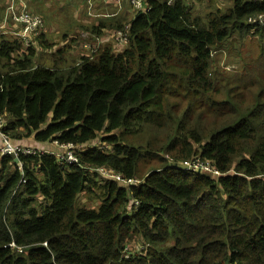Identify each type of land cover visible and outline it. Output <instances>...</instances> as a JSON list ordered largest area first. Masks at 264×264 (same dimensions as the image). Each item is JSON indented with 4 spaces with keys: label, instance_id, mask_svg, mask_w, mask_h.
<instances>
[{
    "label": "trees",
    "instance_id": "obj_1",
    "mask_svg": "<svg viewBox=\"0 0 264 264\" xmlns=\"http://www.w3.org/2000/svg\"><path fill=\"white\" fill-rule=\"evenodd\" d=\"M219 2L146 0L130 21L87 29L94 41L128 26L127 45L116 39L73 63L42 32L28 47L0 34L3 132L15 146H41L0 161V264H264V120H229L217 96L234 73L211 70L234 36L253 31L262 43L252 65L264 67V27L249 24L264 0H230L224 11ZM263 87L251 104L259 112ZM69 145L78 164L62 165ZM197 159L216 175L180 169ZM146 160L162 167L139 180ZM97 191V210L78 204ZM133 236L144 251L126 256Z\"/></svg>",
    "mask_w": 264,
    "mask_h": 264
},
{
    "label": "rangeland",
    "instance_id": "obj_2",
    "mask_svg": "<svg viewBox=\"0 0 264 264\" xmlns=\"http://www.w3.org/2000/svg\"><path fill=\"white\" fill-rule=\"evenodd\" d=\"M33 2L34 0H26V4L29 6V9L31 11L34 8ZM85 3L86 6L89 7L87 16L85 14V10L83 11L81 8V6H83L82 0H62L60 2H56L54 0H42L43 13L47 11L57 10L63 12L69 11L71 13L70 17L62 16L64 23L66 22V17L71 19L66 23L67 25L65 24V26H67L68 28V31H70L65 35H63V33H65L64 29L66 28L56 29L53 33L47 35L51 30L49 25L50 22L57 25L58 22L55 21L56 16H52L50 18L44 14L41 15L45 28L49 30L47 31V33H44V31H42V35H44L46 41L53 46V49L55 51L65 49L64 57L71 63L78 62L81 56L87 57L92 55L90 52H87V50L84 49L85 45L99 47V49L104 47L100 45L98 46L96 40L91 42V40L89 39L90 32L87 30L88 28L97 26L100 20L103 19L101 18L103 14L101 13V10H99L98 12L93 8L95 0H85ZM217 4L220 8H223V11L229 9V6L231 5L230 0H220V2ZM198 8H201L199 13L206 12L204 4H201ZM129 9L130 8H124L121 18L122 20H131L130 18H132V16L130 14L132 11ZM125 13L128 14L125 15ZM72 20H74L75 25V28L73 29L72 26H70L73 24ZM71 31L75 33L71 39V43L65 44V39H68L70 37L69 35L72 33ZM104 36L106 37L108 36V34L105 33ZM234 37L237 38H235L234 41L229 44V47L227 49H223L220 52H217V54H215L213 57L211 70L214 73L223 75L224 77H226L228 73H234L229 78L232 84L226 83V86L221 89V94H219L217 98L218 100L225 102L223 111L227 115L229 120L236 118L241 119L242 117L250 116L251 113L257 112L260 116V118L258 119V123H261V121L264 120V111H255L254 109L256 108V105L251 104L255 101L258 90L264 86V82L258 81V79H264V67L257 68L258 65H256V67L252 65L259 57L260 45L262 41L260 40L259 35H254V31L251 35H246V37L238 35ZM111 47L116 49L115 45H112ZM81 48H83V51L81 50ZM120 49L121 48H119V50ZM37 51L41 52L40 48H38ZM48 52L49 51L44 52L43 54L46 55V53ZM251 65L253 67V71L249 72L248 70L250 69ZM245 72L250 74L248 75L249 78H246V80L240 81L238 83H233L235 80V76L238 75L239 77H243L247 75L245 74ZM260 101L261 103H264V99H260ZM200 105L201 112H205L207 115H211L212 109L210 108V105L206 103ZM178 108L181 109V106ZM148 140L149 139H147L143 144H146ZM27 141L28 142L25 145L34 146V148L30 147L31 149L39 150L38 147H41L38 143H35L32 140ZM161 157L167 159L168 161H172V157L168 153H163ZM236 164H238V160L235 161V165ZM161 167L162 162L158 160H146L145 162L140 163L139 173L141 174V177H139L138 179L142 180L150 171L160 169ZM98 195H101L98 191L93 195H91L90 193H85L80 197L78 204L82 207L97 210L101 205ZM173 244V242H170L166 248L172 247ZM126 245V256L134 253H143L144 243L140 241L137 236H133V238Z\"/></svg>",
    "mask_w": 264,
    "mask_h": 264
},
{
    "label": "built area",
    "instance_id": "obj_3",
    "mask_svg": "<svg viewBox=\"0 0 264 264\" xmlns=\"http://www.w3.org/2000/svg\"><path fill=\"white\" fill-rule=\"evenodd\" d=\"M120 1V0H118ZM263 1V0H261ZM130 6L135 12H143L148 11L149 8L147 6L146 0H128ZM22 4H20V8H16V4L12 3L8 9L9 17L17 23V25H21L23 27L22 35L18 36L23 39L24 45L28 47L31 44V37H37L40 35L42 29L44 28V22L40 17L31 15L26 8L24 7L22 10ZM97 18V17H96ZM249 24L256 26V27H264V15L259 16L254 19L249 20ZM129 27H125V31H119L116 33L115 37L117 42L120 46H125L128 44L129 36H128ZM100 40V39H99ZM97 39L98 46L102 45L101 40ZM84 49L91 54H95L99 47H92L89 45H85ZM7 116L0 113V161L4 157H14L17 161L21 156H33L36 155L37 150L31 148H25L22 146H15L9 140V138L4 134L3 130L6 126ZM93 148H98L96 146H92ZM67 150L66 153L60 154L59 159L62 165H71V164H78V158L76 157L75 153L73 152V146L69 145L63 147ZM40 154V152H38ZM42 154H54L51 150L43 151ZM202 162L200 159L195 160V162H187L180 164V169L185 171L191 172H199L202 173L210 172L213 176L216 175V170L210 165ZM22 168V166H20ZM102 177H107L110 172L106 170H98ZM137 182V181H135ZM12 249H14V245H11Z\"/></svg>",
    "mask_w": 264,
    "mask_h": 264
},
{
    "label": "crops",
    "instance_id": "obj_4",
    "mask_svg": "<svg viewBox=\"0 0 264 264\" xmlns=\"http://www.w3.org/2000/svg\"><path fill=\"white\" fill-rule=\"evenodd\" d=\"M54 1L60 2L62 0H54ZM35 2H37V3H35ZM82 2H83V6H81V8L83 11L85 10V14L87 16V12H88L89 7L86 6L85 0H82ZM12 3L16 4L17 9H19L20 4H22V8L20 10H22L25 7L26 10L31 15L40 17L41 19H42V16H41L42 14H44L50 18L52 16H56L55 21L58 22V25L50 22V24H49L50 29H51L50 31L47 30L45 28V26L42 29V31H44V33H47V31H49V33L47 35L53 33L56 29H63V28H66V29H64L65 33H63V35L67 34V32H70V31H68V28H67V26H65V24L68 21H70L71 19L66 17L65 23L63 22V19H62V16H69V17L71 16V13L69 11L63 12V11L57 10V11H47V12L43 13L42 12V5H43L42 0H34V2H33L34 8L32 9V11L29 9V6L26 4V0H0V34L1 33H4V34H15L16 33V34L22 35L23 27L21 25L20 26L17 25V23H15L9 17V15L7 13L8 9ZM93 8L95 9V11L97 10L98 12H99V10H101V13L103 14L101 16V18H103V19H116V18H118L121 14L123 15L124 8H130L129 10L132 11L130 14L132 16V18H130V19H133L135 16V13L132 10L128 0H120V1H118V0H95V4H94ZM126 14H128V13H125V15ZM72 21H73L72 22L73 24L70 26H72V29H73V28H75V25H74V20H72ZM71 32L72 33L69 35L70 37L68 39H65V42H64L65 44L71 43V39L75 34L73 31H71ZM103 33H104V35H105V33L108 34V36H106V40L105 39L101 40V37H98V38H96V42H97V39L98 40L100 39L102 42L101 43L102 46L115 45L114 44V41L116 40L115 33H111L109 31H105V30L103 31ZM58 34H60V33H58ZM8 36L15 37V35H8ZM31 38H33V37H31ZM21 40L23 41V39H21ZM91 42H93V40ZM31 43H32V40H31ZM23 44H25V43H23Z\"/></svg>",
    "mask_w": 264,
    "mask_h": 264
},
{
    "label": "water",
    "instance_id": "obj_5",
    "mask_svg": "<svg viewBox=\"0 0 264 264\" xmlns=\"http://www.w3.org/2000/svg\"><path fill=\"white\" fill-rule=\"evenodd\" d=\"M16 162H17V160H16Z\"/></svg>",
    "mask_w": 264,
    "mask_h": 264
}]
</instances>
